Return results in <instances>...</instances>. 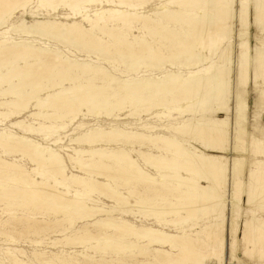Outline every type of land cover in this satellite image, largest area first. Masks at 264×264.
Listing matches in <instances>:
<instances>
[{
  "label": "rangeland",
  "instance_id": "obj_1",
  "mask_svg": "<svg viewBox=\"0 0 264 264\" xmlns=\"http://www.w3.org/2000/svg\"><path fill=\"white\" fill-rule=\"evenodd\" d=\"M67 1L68 4H72L71 7L67 6V4L65 5ZM170 1L171 0H94L93 2H88V0H76L75 3V0H64V5L62 2H60L59 5L58 1V9L52 10L53 8H39L40 3L38 0H35L32 4L33 8H30L26 12L23 10L18 12L13 18L7 20L4 25L0 26V45L2 44L0 55H4L5 53L8 54L0 60V75L4 74L11 77L14 74L17 75L19 72H24L22 77L14 79V83L24 84L30 79L33 80L36 75L42 74L39 80L43 86H46V84L49 85L54 82H59L63 77V79L66 78L65 82L67 83H65V85L67 87H74L76 84V94L83 96V98L89 95L92 97V94L97 96L99 92H89L90 94H86L83 93L84 91L82 88H78L80 86L78 84L88 86V82L84 78L78 79L76 83H70L67 77L64 78V70L66 71V68H70L71 62L79 64L78 68L77 64L74 65L77 68L74 69L75 67H73L72 72L74 73L80 72V70L82 71L83 66L89 64L97 71L94 72L93 70L90 71L91 74L89 73L97 78H94L96 85L106 87L105 91L102 90L100 94L115 92L116 94L112 101H120L121 99L128 98V101H124L125 105L124 102L120 103L121 106L120 104H113L115 106L114 110L111 108L114 106L110 105L107 106L108 108L106 109L101 108L102 111L99 108L90 111V109H93L92 105H85L86 107L82 106L73 109L75 114L74 112L68 114L69 116L67 115V119L56 120L54 118H49L48 121H33L29 117L31 114L39 112V108L37 109L35 107L37 103L34 102L31 103L28 110L10 118L4 117L0 119L1 132L12 133L30 139L34 143L41 144L44 147L58 150L63 156L68 169L66 173L67 176L63 180L54 170L32 163L24 155L22 156L20 152L11 151L9 152L10 154L8 153L5 155L4 151L0 149L1 166H5L4 163L1 162L4 160L31 171L32 174L25 178L30 180L32 177L38 183H45L46 187L42 192L44 191V194L52 198L56 197L54 188L58 187L61 192L67 194V198H63L62 201L58 199L63 203H66V199L68 198H74V195L78 193V195L88 196L89 199H94L96 201L94 203L88 202L87 205L89 207L96 206L113 212L110 215L98 216L97 218L82 219L74 214L72 210L65 209L62 204L55 201L50 202V199V203L46 204L44 202L32 200V198L24 197L22 192L16 188H10L9 190L0 189V196H2L0 197V264H13V258H17L20 261L19 264H139V262L142 264H197L193 260L184 257L181 251L178 248L172 247V245H163L159 243L148 244V241L144 239L117 234L110 230L107 231L96 224L99 220L109 221L110 219L123 221L137 228L162 230L168 234L179 237H183L184 234H186L189 240L193 242L194 246L204 254L213 251V242L207 237V234L211 232V227L224 223L223 228L218 229L215 234L217 235V239H224V246L221 249L223 255L225 253L226 262L229 264H264V234L259 233L253 242L248 243L244 238L245 234L242 227V224L253 218H256L264 225V208L261 206L264 205V181L254 182L253 192L255 204L251 206L248 205V195H246L245 188V186H249L250 184V173L259 171L256 164L260 161H264V157L256 156L251 147L253 139L264 142V72L262 71L263 73L256 81L251 77L250 73L247 83L245 84H241L238 78V64L241 60L242 53L240 48L241 43L248 42L250 47L264 49V33L259 32L253 23L252 11L254 10L252 8H250L249 13V24L247 26L243 24L239 16L240 9L238 7L241 0H235V2H237L235 6L237 5V7L233 9L231 17L228 19V16H225L223 13L220 15L225 36L220 38V30L218 27L217 32L219 34H217L216 45L214 53L212 54L211 47L209 46V37L206 35H197V25L193 23L196 21L198 15L202 13L201 10H199V4L202 3L203 0H189L194 1L192 7L170 4ZM112 10L124 13L116 16V14L109 13V11ZM99 11H106L103 15L104 18L100 19L96 15ZM171 11L177 13V17H173L172 14H170ZM23 20L29 23L46 20L64 24L77 22L84 28L83 30L87 35L86 40H84V38L83 40L72 42V40L66 39L47 38L40 34L27 37L22 33L24 29L19 27ZM97 24L98 28L96 27ZM13 26H18L19 28L12 29ZM92 33L94 35H91ZM98 38H100V41ZM10 43H14L12 46L16 47V53L19 57H17V55L12 56L15 47L10 49L9 47L11 45H7ZM98 44H100V46ZM28 47H32L34 51L33 54L32 51L31 55L28 57L19 55V50L23 52L29 50ZM22 48L26 49L23 50ZM11 50L12 54L10 53ZM39 53H41V55ZM34 54L36 55L34 56ZM249 59L251 69L253 66L251 63V54ZM201 60L204 61L201 62ZM54 63L57 66H55ZM6 65L7 67H5ZM212 65L221 71L230 72L228 78L229 97L226 99L227 110L225 109L222 114H219L211 110L205 112L202 106H199L197 111L199 115L206 117L207 120L211 118L222 119L228 125L227 150L223 154L217 152L211 153L209 151L206 153L214 156H226V160L224 161L228 164L230 173L229 184L225 191L227 190L230 197H232L235 192L237 182H243L241 210H238L234 203L232 204L230 202L224 213H210L205 209L202 211L200 219L188 217V222L184 226L178 225L173 227L169 224L167 225V223L179 222L180 219L186 217L187 214L184 212H180V214L176 215L171 212L157 214L154 210L159 208L163 209L173 204H185L183 202L184 200L177 196L180 191L177 185H173L174 183L167 181L168 183L166 182V184H152L150 186L146 185V187L124 176L123 174L126 172H121L118 165L115 164L116 162L113 161L115 162L113 163L111 160L107 161L108 158L103 159V162L105 166L107 165L106 167H109V165L113 167L112 170L114 173L111 174V177L107 174H104L105 176L103 174L102 176L101 174L99 175L101 171L84 173L73 169L74 165L71 163L70 157L72 155L74 156V149H98V151L103 153L106 151V154L110 155L112 153H117L121 148L128 152L145 172L150 173L161 181L162 179L159 171L151 166H147L136 151L148 152L149 147L152 145L148 140H140V142H142L141 147L139 143H127L128 141L126 139L119 142L120 138L114 140L115 142L109 141V138H104L105 140L102 139L104 141L94 142L91 145H74L72 144V140L80 138L86 133L97 129L106 132L113 129L125 132H136L153 138L156 136L172 137V135L167 132V127L173 123L176 124L180 121H186L191 118V114L189 111H182L183 113L181 112L180 115V112L175 110L178 105L175 103L173 104L172 100L174 98L179 99L180 97L179 100L184 108H186L188 102H186L184 94L181 99L182 93L177 92L178 95H175V97L173 96L174 93L170 94L168 91L170 86H167V84L174 75H178L181 81L188 80L192 76H197L198 78L202 77L205 69L210 68ZM53 67H56L61 72H58L56 68L53 69ZM47 69H49L48 72ZM56 70L57 72H55ZM8 71L11 72V74L8 73ZM102 71L104 72L102 73ZM6 72L7 74H5ZM51 72H53V74ZM97 74L98 77H96ZM102 74H104V76ZM99 75H101L100 78ZM48 78L53 80L49 79L48 82ZM41 79H46L47 82ZM125 82L132 83L136 87H139L141 91H143L141 87L147 84L149 87L144 90L143 95L148 97L149 94L154 93L156 97L152 102H145L139 105L134 102L130 103L129 96H126V92L120 87L123 86ZM153 84L156 85L154 86ZM111 88H114L113 91H110ZM0 89H7V84H3ZM29 90L30 87H26L25 91H27V93H30ZM15 93L16 90L10 93L11 95L7 94V98L6 96H2L0 102H2L4 98L8 100L14 99ZM41 96H47L46 91H44ZM163 104L166 105L164 106ZM0 111L7 112V109H1L0 107ZM105 112L108 113L105 114ZM46 113L53 115L54 111L50 109L46 111ZM159 114H162V116ZM70 118H72V120ZM17 121H24L36 127H43L45 132L50 131L49 129H58L61 125L65 128L56 136L52 134V136L49 137L48 135H42L40 133H29L23 128L14 126ZM61 139H64L63 144L58 146L52 145L53 142ZM179 140L183 141L181 138H179ZM153 153L155 155L161 154V152L155 150ZM91 158L93 157L90 155L85 156L87 160ZM173 174L174 173L171 175ZM75 176L84 179L91 187H96V192L91 193L87 188L85 189L82 186H78L73 180L70 181V179ZM184 176L186 177L185 174ZM121 179H126V181ZM55 182L65 183L67 187L64 185L55 186ZM135 182L137 184H133ZM105 184H109L108 189L105 188ZM128 184H130V187ZM142 186H145L144 189H140ZM148 187L151 188L149 189ZM113 190L121 194V197L131 199V196H134L139 199L138 202L133 198L138 203L136 205L142 206H130L127 201H122V199H118V196H113ZM3 192L12 193L10 196L11 198H7L4 194H1ZM128 192L132 193H130L131 196H129ZM141 201H143V203L146 201L147 203L143 205ZM72 206L75 207V205ZM236 221L240 225L238 231L235 230ZM103 237H107L108 241L111 243L123 239L127 245L138 246L136 249H129L130 251L125 250L123 253L117 254L115 253V246L113 245L114 247H111L110 242L109 244L104 242L102 240ZM86 238H94V240L87 243ZM235 240H237V244L235 248H233ZM106 245H108L107 248H105ZM95 246L99 248L93 249ZM246 246H248V248ZM249 247L251 250H255L254 255L250 256ZM103 248H105V250L102 251ZM234 253H237L241 262L234 260ZM155 259H159L160 262H157ZM50 261L51 263H49ZM214 263L217 262H207V264Z\"/></svg>",
  "mask_w": 264,
  "mask_h": 264
},
{
  "label": "bare ground",
  "instance_id": "obj_2",
  "mask_svg": "<svg viewBox=\"0 0 264 264\" xmlns=\"http://www.w3.org/2000/svg\"><path fill=\"white\" fill-rule=\"evenodd\" d=\"M33 1H35V0H0V26L4 25L7 20L13 18L18 12H20L22 10L26 12L30 8H33L32 7ZM58 1H59V5H60V2H62V4H63L64 0H38V2L40 3L39 8H41V9L53 8L52 10H56L59 7L57 5ZM85 1H87V0H85ZM93 1L94 0H88V2H93ZM75 3H76V0H75ZM169 3L180 5V6L192 7L194 4V1H189V0L174 1V0H171ZM235 3H237V2H235V0H203V2L199 4V10H201L202 13L200 15H198V17L196 18V21L193 23H195V25H197V31H196L197 35H204V36L206 35L209 37V39H208L209 40V46L211 47V53L212 54L214 53L217 34H219L217 32L218 27L220 30V38H223L225 36V33L223 31L224 27H222V23H221L222 19H221L220 15L223 13L225 16L227 15L228 16L227 18L229 19L231 17V13L233 12V9L237 7V5L235 6ZM66 4L69 7L72 6V4H68V1H67V3H65V5ZM73 5H75V4H73ZM85 5H87V4H85ZM130 7L134 8L133 6H130ZM238 7L240 9L239 10L240 19L245 26H247L249 24L248 23L249 13H250V8H252L254 10V11H252L253 12V20H254L253 23L255 24V27L259 32L264 33V0H241L238 4ZM106 11H104V12H106ZM79 12H81V11H79ZM99 12H101V11H99ZM99 12L98 13L95 12V13H97L96 15L100 19L104 18L103 17L104 12L103 11L101 13H99ZM109 13L116 14V16H117V15L123 14L124 12L122 13L120 11L112 10V11H109ZM170 14H172L173 17H177V13H175L174 11H171ZM110 16H111V14H110ZM87 19H89V18H87ZM88 22H90V21H88ZM97 26H98V24L96 25V27ZM144 26H143V28H144ZM19 27H22L24 29V31L22 33L27 37H29L30 35L33 36L34 34H40L41 36H44L47 38L66 39V40H72V42H73V41L83 40L84 38H85L84 40H86V36H87L85 31L83 30L84 28L82 27V25H80L77 22L72 23V24H64V23H57L55 21L46 20V21H35V22L29 23L26 20H23ZM19 27L13 26L12 29H17ZM96 27H94V28H96ZM97 31H98V29H97ZM112 34H114V33H112ZM91 35H94V34L92 33ZM116 38H117V36H116ZM98 39L100 41V38H98ZM95 40H97V39H95ZM92 43H93V41H92ZM92 43H90V44H92ZM13 44L14 43H10L7 45H11L9 48L12 49L15 47V46H12ZM77 44H81V43H77ZM1 45H0V48H1ZM82 45H84V44H82ZM98 45L100 46V44H98ZM126 45H127V43H126ZM96 47H98V46H96ZM28 48H29V50H26V51H23L26 48L25 49L22 48L23 52H20V50H19V55L24 56V57L25 56L28 57L29 55H31V52L33 51V49H32V47H28ZM240 48L242 50V53H241V60L238 64L239 81L241 84L247 83V80L249 78L250 73H251V77H253L254 80L256 81L259 78V76L264 72V49L259 48V47H250L248 42L241 43ZM100 49H102V48H100ZM148 50H150V49H148ZM124 51H125V49H124ZM2 52H4V51H2ZM11 52H12V50L10 51V53ZM16 52H17V49L15 47L13 49V54L11 53L12 56L17 55ZM33 53H34V51L32 52V54ZM39 54L41 55V53H39ZM250 54L252 56V62L251 63L253 65L251 67V69H250V59H249ZM7 55L8 54H6V53L4 55L1 54L0 60L3 59ZM35 55L36 54H34V56ZM17 57H19V56L17 55ZM44 57H42V58H44ZM48 58H52V57H48ZM9 60H10V58H9ZM28 60H30V59H28ZM14 61H15V59H14ZM203 61L204 60H201V62H203ZM33 62H35V61H33ZM71 63L69 66L70 68H68V69L66 68V71L64 70V78L67 77V79H68V81H70V83H74V82L76 83V81L78 79L84 78L88 82V86L78 84V85H80L78 88H82V90L84 91L83 93H86V94L89 92L90 93H94V92L98 93L99 92L98 94L96 93L97 96L92 94V97H90V95H89L88 97L83 98V96L76 94V92H77L76 84L74 87L73 86L67 87L65 85V83H67V82H65L66 78L63 79V77H62V80H60L59 82H54L52 84H49V85L46 84V86H43L39 80L41 78L42 74L36 75L33 80L30 79L29 81H27L24 84L14 83L15 78L17 79L18 77H22V74L24 73L23 71L19 72L17 75L14 74L11 77H8L7 75L1 74L0 75V87H2L3 84H7V89H2V90L0 89V98L2 96H6V98H7V96H8L7 94L13 93L14 90H16V93H15V98L12 100L2 98L3 101L0 102V107H1V109L2 108L7 109V112H1L0 111V119L4 118V117L10 118L14 115L20 114V113L28 110L31 103H34V102L37 103L35 107L37 109L39 108V112L31 114L29 117L33 121H37V120L48 121L49 118H54L56 120H63L67 117L68 114L73 113L74 112L73 109H75L77 107L79 108V107H82L85 105L86 106L92 105L93 109H90V111L97 109V108H99V109L105 108L106 109V108H108L107 106H110V105L114 106L113 104L119 105L120 103H123L124 101H126L128 99V98L127 99L124 98L123 100L121 99L122 101L121 100L120 101L119 100L112 101V99L115 97V94H116L115 92L100 94V92L102 90L105 91L106 87H100V86L96 85L95 79H97V78L90 75L91 74L90 71H93L94 68L91 65L87 64V65L83 66L82 71L80 70V72L74 73V72H72L73 67H75L74 65L77 64V68H78L79 64L78 63H72L71 64ZM26 64H27V61H26ZM54 65H55V63H54ZM55 66H57V65H55ZM5 67H7V65ZM16 68H17V64H16ZM27 68H29V67H27ZM55 68L53 67V69H55ZM77 68L75 67L74 69H77ZM59 69H61V68H59ZM48 70L49 69H47V72H48ZM57 70L55 72H57ZM34 72H35V69H34ZM58 72H61V71L58 70ZM94 72H97V71L94 70ZM103 72L104 71H102V73ZM8 73L11 74V72H9V71H8ZM37 73H40V72H37ZM51 73L53 74V72H51ZM5 74H7V72ZM45 75H46V73H45ZM51 75H50V77H51ZM102 75L104 76V74H102ZM229 75H230L229 71H221L220 69H218L217 67L212 65L210 68L205 69L203 76L199 77V78L197 76H192L188 80L181 81L180 77L178 75L172 76L169 83L167 84V86H170L168 89L169 93L170 94L174 93L173 94L174 97H175V95H178L177 92L182 93L181 99L183 98V94H184L185 100H186V102H188L186 108H184V106L181 105V101L179 100L180 97H179V99L178 98H174V99L172 98L173 104L175 103L178 105V107L175 110L180 112V115H181L182 111H184V112L189 111L191 114V118L187 119L186 121H183V122L180 121L176 124L173 123L167 127V132H169L172 135V137L156 136L155 138H153L151 136H145L143 134H138L136 132H125V131H119V130H115V129L106 132L104 130L97 129L95 131H91L89 133H86L84 136H82L80 138L72 140V144H74V145H79V144L80 145H82V144L91 145L94 142L101 141L104 138H109V141H111V142L116 140L117 138L118 139L120 138L119 142L126 139L128 141L127 143H129V144L130 143L131 144H135V143L141 144L142 142H140V140H142V141L148 140L152 143V145L150 146L151 149L149 147L148 152H143L140 150H136V151L139 153L140 157L142 158V161L147 166H149V167L151 166V167H153L159 171L160 177L162 179L161 181H159L156 177L152 176L150 173L145 172L142 169V167L137 163V161L133 157H131L128 152H126L125 150H123L121 148L119 149V151L117 153H112L110 155L109 154L107 155L106 151H105V153H103V152L98 151V149L97 150L74 149V151H73L74 156L72 155L70 157V161L74 165L73 169L77 170V171L84 172V173L85 172L87 173L90 171H94V172H98V171L100 172L101 171L99 173V175L101 174V176H102V174L103 175L107 174L108 176L111 177V174L114 173V171L112 170L113 167L110 165H109V167H106L107 165L105 166V164L103 162V159L108 158L109 160L107 159V161L111 160L112 162L113 161L116 162V163L115 162H113V163L118 165V168L121 172L122 171L126 172L123 174L124 176H126L129 179H133V180L137 181L141 185H145V186L149 185L150 186L152 184H155V185L156 184H166L167 181L174 183L173 185H177V188L180 191L177 196L180 197L181 199H183L184 200L183 202L185 204H183V205L173 204V205L164 207L163 209L159 208L157 210H154V212L157 214H160L162 212H168V213L171 212V213H175V215L180 214V212L186 213L187 216L184 218H181L179 222H168L167 223V225L169 224L173 227H176L178 225L184 226L188 222V219H189L188 217H191V218L196 217L197 219H200V215H201L202 211L205 209L207 211H209L210 213L211 212L224 213L225 210H227L226 208H228L227 207L228 203H230V202L232 204L234 203L235 207L238 210H241L242 194H243V188H242L243 182H241V181L237 182L236 187H235V192L233 193L232 197H230L227 190L225 191L227 185L229 184V173H230L229 166L224 161V160H226V156H224V155L214 156V155H208L206 153L209 151L211 153L217 152L219 154H223L227 150L226 147H227V143H228V125L222 119L211 118L210 120H207L206 117L199 115V112L197 111V108L199 106H202L203 111H205V112H208L209 110H211V111H214L215 113H219V114L221 113L222 114V112L225 109L227 110L226 99L229 97V81H228ZM100 76L101 75H99V78H100ZM46 77H48V76H46ZM96 77H98V74ZM46 79H44V80H46ZM49 79L50 78H48V82H49ZM102 79H103V77H102ZM41 80H43V79H41ZM50 80H53V79H50ZM18 81H20V80H18ZM107 81H108V79H107ZM46 82H47V80H46ZM113 82H115V81H113ZM19 85H21V86H19ZM140 86H142V85H140ZM26 87L27 88L30 87V90H29L30 93L29 92L27 93V91H25ZM120 87H122L123 88L122 90H124L126 92L125 93L126 96H129L130 103L134 102V103L139 105V104H142L145 102H152L153 99L156 97V95H154V93L149 94L148 97H145L143 95L144 90L149 87V85H147V84H144L143 87H141L143 89V91H141L139 87H136L135 85H133L130 82H125L123 84V86H120ZM161 87H163V86H161ZM158 88H159V85H158ZM164 88H165V86H164ZM107 89H108V86H107ZM111 89H110V91H113L114 88L112 90ZM44 91H46L47 96L42 97L41 94ZM93 95H94V97H93ZM124 105H125V102H124ZM163 105L165 106L166 104H163ZM120 106H121V104H120ZM131 106H133V105H131ZM111 108H112V110H114L115 106L111 107ZM50 109H52V111H54L53 115L46 113V111H48ZM77 111H78V109H77ZM101 111H102V109H101ZM89 113H91V112H89ZM107 113L105 112V114H107ZM74 114H75V112H74ZM160 116H162V114ZM70 119L72 120V118H70ZM14 126L23 128L24 130H26L29 133L30 132L40 133L42 135H48L49 137L52 136V134L56 136L58 133L62 132L65 128L63 125H61L58 129H55V130L49 129L50 131L45 132L43 130V127L42 128L40 126L36 127L32 124H27L24 121H17L14 124ZM45 127H47V126H45ZM179 138H181L183 141H180ZM104 140H102V141H104ZM63 142H64V139L57 140V141L53 142L52 145L58 146L60 144H63ZM12 144H13V146H12ZM139 146L141 147L142 144ZM251 147L253 149V152H255L256 156H258V157L263 156L264 157V142H262L261 140H258V139H253L251 142ZM0 149H2L4 151L5 155L11 151L12 152H20V153H22V156L24 155L32 163H35L36 165H39V166L44 167V168L54 170L57 173V175L59 177H61V179H63V180L67 176L66 175L67 169H68L67 164L65 163L63 156L58 152V150H55L54 148L44 147L41 144L34 143L30 139L23 138V137L14 135L12 133H6V132L0 131ZM154 150L161 152V154L155 155L153 153ZM111 151H113V150H111ZM89 155L92 156L93 158L88 159V160L85 159V156H89ZM1 162H3L5 166L0 165V189L9 190L10 188H16L20 192H22L24 197L32 198V200L44 202L46 204L47 203L49 204L52 201L58 202L59 204H62L65 209L72 210V212H74V214H76L77 216H79L82 219L83 218H97L98 216L110 215L113 213V212L107 211L105 208H100V207H96V206L89 207L87 205L88 202L94 203L96 201L94 199H89L88 196L85 197L82 195H78V193L74 195V198H72V199L68 198V199H66L67 202L63 203L61 201L63 198H67V194L61 192L58 189V187L54 188V194L56 195V197L52 198L51 196L44 194L43 193L44 191L42 192V190H44L46 187L45 183H38L32 177L30 180L25 178L26 176H29L32 174L31 171H29L23 167H20L16 164L4 161V160ZM256 166L258 167L259 171L250 173V182H249L250 184H249V186H245L246 195H248V205L249 206L255 204V202H254L255 197H254V192H253L254 191V182L264 181V161L258 162L256 164ZM118 168H116V169H118ZM170 172H172L174 174L171 175L172 173H170ZM116 174H117V170H116ZM184 174L186 175V177L184 176ZM91 176H92V174H91ZM70 178H71V175H70ZM71 180H73V182L78 184V186H82L85 189L87 188L88 190H90L91 193L96 192L95 191L96 187L95 188L91 187L90 185L87 184L86 181H84V179H81L78 176L72 177V179H70V181ZM121 180H123V179H121ZM123 181H126V179ZM172 183H170V184H172ZM55 184H56L55 186H60V185L65 186V183L63 184L60 182H55ZM91 184H92V182H91ZM133 184H137V183L135 182ZM113 185H114V183H113ZM128 185L130 187V184H128ZM65 187H67V186H65ZM108 187H109V184H105V188L108 189ZM144 187L142 186V187H140V189L141 188L144 189ZM148 188L150 189L151 187H148ZM109 189H111V188H109ZM76 191H75V193H76ZM113 192H114V190H113ZM150 192H151V190H150ZM130 193L131 192H128L129 196H131ZM144 193H145V191H144ZM1 194H4V196L7 198L12 195V193H7V192H3ZM101 194H102V192H101ZM112 195L118 196V199H122V201L123 200L127 201L130 206H133V207L134 206H136V207L142 206V205H136L138 203L134 199H136L137 201L139 199L135 198L134 196H131V199L127 198V197H121L122 195L117 193V192H114ZM0 197H2V196H0ZM49 199H50V202H49ZM58 199H60L61 201H59ZM110 200H112V199H110ZM141 202L143 205L145 203H147L146 201H145V203H143V201H141ZM72 205H75V207H73ZM261 206H262V208H264V205H261ZM253 210H254V208H253ZM96 224L99 225L100 227H102L104 230H107V231L110 230V231L117 233V234L129 235V236H134V237H137L140 239H144V240L148 241V244L159 243V244H163V245H172V247L178 248L181 251V253L184 255V257H187V259L193 260L197 264H202V263L207 264V262H211V261L217 262L214 264H222V263L223 264H229L228 262H226L225 253L223 255V252L221 249L224 246V239H222V238L220 240L217 239V235L215 234L218 231V229L223 228L224 223L217 224V225H214L211 227V229H210L211 232H209V234H207L208 235L207 237H208V239H210L213 242V247H212L213 251L210 253H206V254L201 253L194 246L193 242L191 240H189V238H188V236H186V234H184L183 237H179V236H176L173 234H168L162 230H156V229H152V228H150V229L137 228L136 226H134L132 224H129V223H126L123 221H117L116 219H110L109 221L99 220ZM164 224H166V223H164ZM235 225H236L235 230L238 231L239 230L238 228L240 225H239V223H237V221H236ZM242 227L244 229V234H245L244 238H245L246 242H248V243L253 242L259 233L264 234V225L261 222H259L256 218L247 220L244 224H242ZM93 240H94V238L93 239L92 238H86L87 243L92 242ZM102 240L108 244L110 242V241H108L107 237H103ZM236 244H237V240H235L233 248H235ZM113 245L116 248L115 253H117V254L123 253L125 250L136 249V247L138 246V245L136 246V245H129V244L127 245V243H125L123 239H121L119 241H115V242L113 241L112 243L110 242V246L114 247ZM107 247H108V245H106L105 248H107ZM246 247L248 248V246H246ZM96 248H99V247H96V246L93 247V249H96ZM105 248H103L102 251L105 250ZM249 249H250V247H249ZM249 253H250V256L254 255L255 250L250 249ZM155 255H157V254H155ZM159 256H160V254H159ZM88 258H89V256H88ZM233 258L235 261L241 262L237 253H234ZM12 260L14 261V263L12 262L13 264H19L20 263V261L17 258H13ZM155 260H157V262L159 261V259H155ZM115 261H117V260H115ZM49 263H51V261ZM139 264H142V263L139 262Z\"/></svg>",
  "mask_w": 264,
  "mask_h": 264
}]
</instances>
